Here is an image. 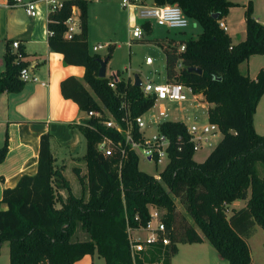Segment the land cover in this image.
Returning a JSON list of instances; mask_svg holds the SVG:
<instances>
[{
	"label": "trees",
	"instance_id": "1",
	"mask_svg": "<svg viewBox=\"0 0 264 264\" xmlns=\"http://www.w3.org/2000/svg\"><path fill=\"white\" fill-rule=\"evenodd\" d=\"M151 1L176 3L200 26L195 37L152 40L163 52L166 79L183 83L209 103L207 120L217 125L219 139L197 161L192 158L185 125L178 120L161 121L158 127L167 135L169 145L168 160L158 179L137 167L138 158L132 150L126 149L123 157L117 150L110 155L100 153L96 143L102 134L123 144V135L101 119L110 114L123 124L125 109L133 118L152 104V98L144 96L130 78L117 79L110 87L107 76H97L99 56L87 50L86 0H64L58 11L47 15L46 25L51 30L47 43L65 64L81 66L82 75L81 79L65 76L59 81V90L80 110L99 111V116L85 120L90 126L76 125L84 138L85 194L70 191L68 181L53 164L51 135L42 132L36 171L20 175L13 186L1 190L0 245L8 243V264H71L85 253H96L104 264H169L177 242H198L201 236L227 264H249L245 238L256 224L264 233V133H257L252 124L256 103L264 92V67L249 77L239 71L238 64L250 54L264 53V24L252 16L247 3L243 10L245 36L232 43L218 24L233 5L230 0ZM71 4L78 8L80 29L64 38L62 20ZM149 28L143 23L144 30ZM179 44H183L182 50H177ZM22 52L19 44L12 52L6 43L0 92L22 87L19 70L26 66L18 57ZM121 101L126 108L120 106ZM132 132L137 136L134 122ZM6 151L4 132L0 162ZM175 199L188 220L183 215L181 221H175ZM234 199H245V203L226 214L227 204ZM149 205L161 210L168 243H146L132 259L127 229L145 225ZM77 226L85 230L86 239H73Z\"/></svg>",
	"mask_w": 264,
	"mask_h": 264
},
{
	"label": "crops",
	"instance_id": "2",
	"mask_svg": "<svg viewBox=\"0 0 264 264\" xmlns=\"http://www.w3.org/2000/svg\"><path fill=\"white\" fill-rule=\"evenodd\" d=\"M6 1L0 0V71L3 69L6 43L8 42L10 50L15 52L10 41L17 40L23 51L18 57L26 62L25 67L28 71L39 80L45 81V84L25 80L18 91L0 92V144L4 132L7 133V151L0 162V197L3 187H11L20 175L33 174L36 171L38 139L45 131L51 135L50 150L54 166L60 169L68 181L70 191L77 194L76 192L85 185V163L81 157L84 152V138L76 125L86 119L84 111L80 110L73 100L61 95L59 81L67 75L81 79V76H78L79 65L65 64L61 54L49 47L47 13L41 2L36 3L35 15L28 16L21 6L6 5ZM230 1L233 5L229 6L226 15L220 21L224 24L223 29L231 42L235 43L245 36L243 10L247 3L251 5L252 16L264 24V0ZM260 67H264V53L250 54L238 64L239 71L247 73L249 77H254ZM133 74L126 77L130 78L131 82ZM197 97L207 108L209 103L202 100L201 94H197ZM60 193L62 196L65 194L64 190H60ZM230 203L233 204H227L229 211L232 207L244 205L245 199L243 204L236 199ZM0 207L4 208V204L0 203ZM256 226H253L252 232L245 238L248 248V240L256 232L262 245L264 238L262 239ZM204 239L206 238L201 236L198 242ZM3 242L0 245V255ZM5 253L3 249L0 264H8V252L7 256ZM93 255L95 254L85 253L71 264H95ZM249 264H254L251 255Z\"/></svg>",
	"mask_w": 264,
	"mask_h": 264
},
{
	"label": "rangeland",
	"instance_id": "3",
	"mask_svg": "<svg viewBox=\"0 0 264 264\" xmlns=\"http://www.w3.org/2000/svg\"><path fill=\"white\" fill-rule=\"evenodd\" d=\"M149 2L152 1L149 0ZM86 21L88 53L93 54L95 52L99 57H104L109 53L106 61L105 76L108 77L112 71H115L117 79H125L128 75L137 73L141 80L153 79L155 81H162L164 77V56L160 46L152 38L163 37L165 40H178L180 38L195 37L200 31L199 24L191 18H188L187 26L183 29L165 28L164 26L153 24L148 30L143 31L142 37L145 40H131L127 44V28L134 24H142L143 19L138 17L135 8L122 7L120 0H86ZM97 43H100L102 46L93 51L91 46ZM145 56H149L151 62L146 63L144 61ZM78 67L80 73H78V76H81L82 67ZM187 96L189 98L187 101L178 103L168 102L165 104L169 117L183 120L186 125L206 122L205 104L199 97H197V100H193L191 94ZM157 108V104L152 105L145 112V116L148 112L156 111ZM252 124L257 133H264V92L256 103ZM155 129V125H148L145 132H153ZM219 137L220 135L216 134L210 137L207 142L202 143L199 148L193 151L192 158L197 161L201 160L214 146ZM137 167L149 174L157 172L160 168V166L155 167L153 164L147 163L141 157L137 160ZM81 191L85 194V187L82 186L81 190H78L76 193L79 194ZM236 200L243 204V199ZM231 204L233 203H229V205ZM175 208V221L178 222L181 221L183 215L185 216V213L177 199H175ZM229 212L227 208L226 214ZM186 219L188 220V217ZM256 227L263 239V231L258 225ZM196 230L200 233L199 228H196ZM129 235L131 237L143 238L145 232L140 229H134L129 231ZM86 238L87 234L85 230L77 226L73 239L84 240ZM260 240L257 232L253 233L248 240L249 253L254 264H264V248ZM3 249H5V255L7 256L8 248L6 241L3 242L0 258L3 256ZM94 254L95 264H102V257L97 256L96 253ZM169 261L170 264H227L226 260L218 255L207 239L201 242H177L176 250L171 255Z\"/></svg>",
	"mask_w": 264,
	"mask_h": 264
},
{
	"label": "built area",
	"instance_id": "4",
	"mask_svg": "<svg viewBox=\"0 0 264 264\" xmlns=\"http://www.w3.org/2000/svg\"><path fill=\"white\" fill-rule=\"evenodd\" d=\"M37 2H41L44 5L45 11L48 15V13L58 11L62 7L64 0H7L5 4L19 5L28 16H34L36 13ZM120 5L125 8H135L138 17L143 19V23L150 27L155 24L158 26H164L165 28L183 29L188 23V17L182 12L181 8L176 3L156 4L149 2V0H120ZM48 19L49 18L47 17V20ZM62 23L64 25L62 32L64 38H71L75 33L79 32V15L76 5H70L69 13L62 20ZM143 23L134 24L127 28V44H129L131 40H140L143 38ZM218 24L220 27L224 28L222 21H218ZM48 33H51V30L48 29ZM10 45L16 49L18 41L12 40ZM101 46L100 43H97L92 45L91 48L95 51ZM182 49L183 44H179L177 50ZM144 61L149 63L151 62V58L145 56ZM19 77L24 81L33 80L45 84V81L39 80L37 76L30 73L26 67H22L19 70ZM116 80L117 76L114 72L108 76V86L114 87ZM138 87L144 96L152 98V104L145 111L135 115L133 118H129L128 110L125 109L124 115L121 117L123 124L115 121L110 114H108L106 118L101 119L102 124L107 127H113L117 132L123 135V144H121L120 141H113L111 137L102 134L100 140L96 143V148L103 155H110L112 151L117 150L120 157H123L126 149L132 150L137 158L141 157L147 163H151L155 167L160 166L158 171L152 174L155 179H158L160 170L168 160L167 147L169 145L167 135L158 127L161 121L170 119L182 122L185 125L188 141L191 143L193 151L199 148L202 143L207 142L210 137H213L216 134H221L217 125L208 120L200 124L191 123L186 125L183 120L169 117L167 107L165 106L166 103L187 101L189 99L187 96L188 94H191L193 100L198 99L197 94L192 93L190 88L183 83L167 79L162 81L140 79ZM155 104L158 105L157 110L154 112H148L145 116V112ZM120 106L126 108L125 101H121ZM84 114L85 119H87L90 116H99V111L90 109L84 111ZM132 122L136 125V130L138 132L137 136L133 135ZM79 124L90 126L86 121H82ZM148 125H155V131L145 132ZM148 212L149 219L146 221L145 225L136 228L145 232L143 238L131 237L129 235V251L132 259L134 254L142 250L146 243L155 240H160L163 244L168 243V237L163 234L165 231V225L160 219L161 211L153 206H148ZM130 230L134 229L128 228V234Z\"/></svg>",
	"mask_w": 264,
	"mask_h": 264
},
{
	"label": "water",
	"instance_id": "5",
	"mask_svg": "<svg viewBox=\"0 0 264 264\" xmlns=\"http://www.w3.org/2000/svg\"><path fill=\"white\" fill-rule=\"evenodd\" d=\"M212 16L216 17L217 13H215V12L212 13ZM96 60L98 61V68H97L96 74H97L98 77H102V76H104V73H105V63H106V60H107V56L105 55L104 57H96ZM188 69H192V70H194L196 72H200V69L195 68L194 66H189ZM132 78H133L132 79V83L134 85L138 86L139 83H140V79L137 76V74L134 73Z\"/></svg>",
	"mask_w": 264,
	"mask_h": 264
}]
</instances>
